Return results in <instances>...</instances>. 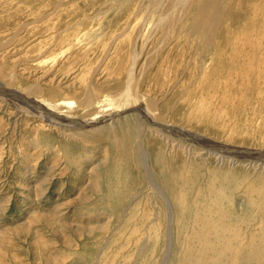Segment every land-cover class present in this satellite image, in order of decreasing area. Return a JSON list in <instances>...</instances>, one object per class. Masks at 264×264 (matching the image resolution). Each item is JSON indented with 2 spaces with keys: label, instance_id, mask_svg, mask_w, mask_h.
Wrapping results in <instances>:
<instances>
[{
  "label": "rangeland",
  "instance_id": "1",
  "mask_svg": "<svg viewBox=\"0 0 264 264\" xmlns=\"http://www.w3.org/2000/svg\"><path fill=\"white\" fill-rule=\"evenodd\" d=\"M181 3L0 0V86L10 98L20 93L53 109L30 103L33 117L13 99L0 102V264H253L241 251L224 255L220 240L200 252L191 238L185 253V239L202 228L204 240L209 224L230 216L256 240L264 228V170L205 162L199 152L188 160L147 128L158 119L220 144L264 150V0ZM167 13L177 19L169 23ZM213 18L217 28L205 38L192 26ZM131 67L143 142L170 209L146 177L135 113L115 119L116 133L85 128L99 103L126 91ZM32 87L39 95H28ZM58 115L65 123L54 121ZM69 120L87 122L75 128ZM48 121L71 131L63 135Z\"/></svg>",
  "mask_w": 264,
  "mask_h": 264
},
{
  "label": "bare ground",
  "instance_id": "2",
  "mask_svg": "<svg viewBox=\"0 0 264 264\" xmlns=\"http://www.w3.org/2000/svg\"><path fill=\"white\" fill-rule=\"evenodd\" d=\"M187 1L188 0H173L174 3L177 2L179 5L184 4L181 2L187 3ZM184 6H186V5H184ZM178 8H179V6H178ZM176 9H174V10L176 11ZM184 10H185V8H184ZM177 12L179 13V11H177ZM199 17H200V14H199ZM209 17L210 16H208V18ZM208 18H206L207 19L206 21H208ZM214 18H215V16H214ZM214 18L212 21H210V23H207L205 20H201L198 22V20H200V19H198L197 21H194V25H192V26H193V28H195L196 32L197 31L202 32V35H204V38H205V37H207L205 34H208V36H209L210 33L212 34V32L217 28V24H215ZM161 19L164 20L165 18H161ZM166 19H167V21H169V23H173V21L177 19V15H175L174 13L172 15H170V14L168 15V13H167ZM180 19L181 18L179 17L178 21ZM182 19L184 20V17ZM183 20H181V22ZM131 68L132 69L129 72V78H128L126 91L124 93H122L120 96H118L116 99L114 98L113 101L111 100V101H105V102L99 103L100 113L98 114V117L88 121L89 123L87 125H85V128L93 127L92 129H89V130H93V131H98L99 129L101 131V129L107 128L111 132L116 133L118 131V127L116 126L117 123L115 122L116 121L115 119L118 118V116H120L121 114H123V112L132 113V114L135 113L139 118V120L136 118V120H138L137 123L139 126V128H138L139 129V139L137 141H138V147H139V152L141 154L142 162H143L144 168L146 170V177H147L148 181L150 182L154 192H156L158 195L162 196L163 200L165 201V203L167 205V208L170 209V208H173V204L170 200L171 199L170 196L166 193L165 189H167V188H166V186H162V184L160 183V179L158 181L157 178H155L154 173H153V168L151 165V163H152L151 162V156L149 153L150 143L146 142L147 149H145V144H144L145 139L143 142L142 136L144 135V133L146 131H145V129L143 130V128H144L143 124L144 123H143V120H141L140 118H142L141 116L143 115L142 113H144V111H142L141 105L138 104L139 100L137 99L138 97L136 98V95H135V94H137L136 93L137 91L135 92V90H134L135 77H134L133 67H131ZM0 90H1L0 91V102H2V104H8L9 106H11V101H9V103L7 102V100L11 97L10 96L11 94H9V93H11L9 88L7 89V88L0 86ZM27 92H28V95H30V96H37L40 93V89L38 87H32ZM12 94H15V95L12 96L13 98H10V99H13L14 102H17V104L20 105V107L17 108L18 111H20L19 112L20 114H23V115H29V114L31 115L32 114V116L35 117L36 115L33 114V111L29 108L33 102L39 104L38 106L40 107V109L43 112H45V113L51 112L52 106L50 107L47 103H46L47 106L50 107L51 109H49V108L47 109V107H45L46 104L42 105L38 101H33V99H32L33 102H28L29 101L28 99H26V100H28L26 102L24 96L20 93L16 94V93L12 92ZM92 100L93 99H88V102L86 101L87 104H91V106H93ZM72 104L73 103H71L70 105H72ZM51 113H53V112H51ZM54 114L56 115V113H54ZM42 115H45V114H42ZM143 117L145 119V116H143ZM55 120L59 121L60 123H65L64 122L65 117H61L60 115H58L57 117H54V121ZM146 120H148V119H146ZM84 121L82 120V122L81 121L79 122L78 120H73V121L69 120V122L66 123V125L67 124L68 125H74L75 128H78V126L83 125L84 123L86 124L87 121L86 122H84ZM107 122H109V125H107L108 127L102 125V124L107 123ZM149 123L151 126L147 129H149L152 132L153 136H155V137L158 136L161 140H163L166 144H168L170 146V148H174L175 151H177L178 149L184 150L185 151L184 153L189 158L188 160H191V157H193L195 155V152H197V153L199 152L197 155H201V156L207 155V157H200L205 162H207L208 158L215 157V158H217V161L221 164H225L227 161H229L230 165L233 167H235L236 165L246 164L247 167L254 168L255 170H259V169L264 170V161L263 160H257L255 158V156H253L256 152H257L256 154H258V153L263 152L264 150H257V149H251V148L248 149V148H244V147H235V146H231V145L220 144V143L215 142L211 139L196 135L194 133L193 134L188 133L184 129L183 130L179 129L180 131L178 129H174L175 126L172 127L173 125H171L169 123H168L169 124L168 125L167 123H164L163 120L162 121H159L158 119H155L152 121L149 120ZM48 124H49V126H51L53 124L56 125L58 128H60L59 129L60 131H63L62 132L63 135H65L66 132L71 131L70 129H67V130L64 129L66 127H64L63 125L57 124L53 121L52 122L48 121ZM98 127H101V128H98ZM168 127H170V128L172 127V131H170V129H168ZM174 130L181 133L180 135H185L186 138H180V136H177V133L173 132ZM164 132L168 133L169 135L165 134ZM68 134L74 135L73 133H68ZM175 139H178V142H179V140L184 141V142L188 143L189 145H187L186 143H183V142L178 143V142H176ZM158 147H160V146H158ZM204 147L207 149H205ZM239 151H241V153H239ZM158 161L160 164L162 163V161L160 159ZM249 161H251V162H249ZM169 186L171 188H173V185L171 183H169ZM211 211H213V210H211ZM173 213L170 211V214H169V216H170L169 217V219H170L169 220V227L170 228H169L168 233H169V245L170 246H169L168 254L172 252V245H173L172 241H173V237H174L173 236V229H172V222H173L172 219L174 218ZM209 216L216 217V216H213L212 214H209ZM250 218H252V217H250ZM218 219H221V218H218ZM223 219L224 218H222V220ZM222 220H217L216 223H215V221L212 222L211 224H213V225H210L208 223L209 225L206 227V230L209 231V234L206 238H204V240H202L199 237V235L202 233L201 227H200L201 229L194 232V237L191 234H187L186 239H185V253L187 252V250L190 249L189 241L191 240V238H193L194 242L196 244H198L200 252L208 250L209 248L212 247L213 243L216 244V242H218V240H220L219 242H222V245H223L221 248V252L224 255L228 254V253H235L234 251H236L239 255V253L241 251L240 257H245L247 259H250L247 262L253 261V264H264V259H262V257L264 258V228H262V229L259 228L257 230L258 231V233H257L258 237L256 240H253V239L249 240L246 236L242 235V231H241L240 227L233 226L232 224L228 223L230 221V216L227 218V220H224V221H222ZM213 233L216 235L215 237H211L213 235ZM195 236H197L200 239V241L203 243L202 246H200L199 240ZM235 243H237V245H238L237 248H236ZM215 244H213V245L215 246ZM233 247H234V250H233ZM209 250H211V249H209Z\"/></svg>",
  "mask_w": 264,
  "mask_h": 264
},
{
  "label": "water",
  "instance_id": "3",
  "mask_svg": "<svg viewBox=\"0 0 264 264\" xmlns=\"http://www.w3.org/2000/svg\"><path fill=\"white\" fill-rule=\"evenodd\" d=\"M237 151V150H236ZM239 153H241V151H239ZM257 153V152H256ZM254 154L253 156H255V158L257 159V160H263L264 161V151L263 152H261V153H258V154Z\"/></svg>",
  "mask_w": 264,
  "mask_h": 264
}]
</instances>
